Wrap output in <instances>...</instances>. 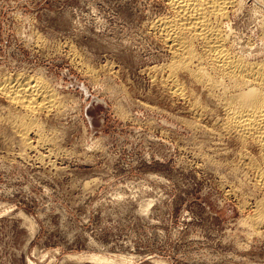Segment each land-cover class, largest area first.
Masks as SVG:
<instances>
[{
  "label": "rangeland",
  "instance_id": "rangeland-1",
  "mask_svg": "<svg viewBox=\"0 0 264 264\" xmlns=\"http://www.w3.org/2000/svg\"><path fill=\"white\" fill-rule=\"evenodd\" d=\"M166 1L0 0V77H41L60 102L28 147L0 93V264H264L242 205L263 190L232 172L222 109L187 72L185 96L160 80ZM229 11L234 51L264 62V0Z\"/></svg>",
  "mask_w": 264,
  "mask_h": 264
},
{
  "label": "bare ground",
  "instance_id": "bare-ground-1",
  "mask_svg": "<svg viewBox=\"0 0 264 264\" xmlns=\"http://www.w3.org/2000/svg\"><path fill=\"white\" fill-rule=\"evenodd\" d=\"M240 1L167 0L171 13L158 17L152 22L151 29L171 53L170 63L158 69L164 72L161 82L174 94L185 96L186 89L179 74L187 72L190 79L202 86L222 109L223 114L218 119L220 134H227L238 146L235 156L238 159L234 160L232 172L249 177L255 191L263 190L262 195L258 194L253 200H248L246 196L243 199L247 200H242L243 207L248 206L252 210L245 219L249 230L261 233L264 229V62L238 54L230 43L225 19L229 9ZM8 75L0 77V93L7 97L16 111L7 119L15 127L19 140L29 147L32 146L30 132H40L39 113L52 111L60 106V102L49 83L41 77L34 78L19 72ZM91 258L99 259L95 256Z\"/></svg>",
  "mask_w": 264,
  "mask_h": 264
}]
</instances>
